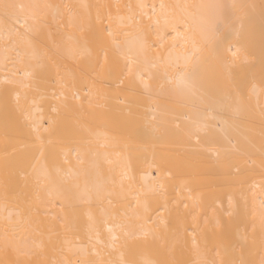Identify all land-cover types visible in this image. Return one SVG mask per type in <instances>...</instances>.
I'll use <instances>...</instances> for the list:
<instances>
[{
	"label": "bare ground",
	"instance_id": "obj_1",
	"mask_svg": "<svg viewBox=\"0 0 264 264\" xmlns=\"http://www.w3.org/2000/svg\"><path fill=\"white\" fill-rule=\"evenodd\" d=\"M0 264H264V0H0Z\"/></svg>",
	"mask_w": 264,
	"mask_h": 264
}]
</instances>
